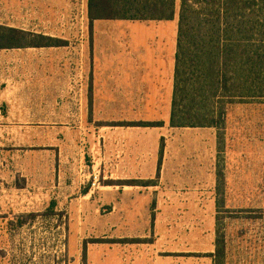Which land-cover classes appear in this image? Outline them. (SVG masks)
Returning <instances> with one entry per match:
<instances>
[{
    "label": "crops",
    "instance_id": "0c3cea01",
    "mask_svg": "<svg viewBox=\"0 0 264 264\" xmlns=\"http://www.w3.org/2000/svg\"><path fill=\"white\" fill-rule=\"evenodd\" d=\"M78 3L0 0L1 26L66 41L0 48L1 117L17 110L51 132L60 119H76L93 161L87 174H73L61 157L50 175L10 188L0 201V264H215L225 197L212 156H198L222 153L228 125H243L264 99L228 103L221 129L172 127L177 13L91 22L87 0L82 10ZM133 121L161 124L119 125ZM203 172L216 176L215 189L206 180L193 186Z\"/></svg>",
    "mask_w": 264,
    "mask_h": 264
},
{
    "label": "trees",
    "instance_id": "16d2710c",
    "mask_svg": "<svg viewBox=\"0 0 264 264\" xmlns=\"http://www.w3.org/2000/svg\"><path fill=\"white\" fill-rule=\"evenodd\" d=\"M93 20L166 21L176 0H87ZM66 41L0 25V48L63 46ZM264 99V0H179L172 127H224L226 106ZM161 122H121L158 126ZM221 133L220 146L221 148ZM218 181L223 176L217 171ZM21 184L18 187H23ZM217 229L215 264H224Z\"/></svg>",
    "mask_w": 264,
    "mask_h": 264
},
{
    "label": "rangeland",
    "instance_id": "374dc122",
    "mask_svg": "<svg viewBox=\"0 0 264 264\" xmlns=\"http://www.w3.org/2000/svg\"><path fill=\"white\" fill-rule=\"evenodd\" d=\"M178 9L179 0H176V13ZM169 28L174 29L170 25ZM76 77V72L70 74L72 86ZM250 109L245 111L249 119L243 125L233 124L232 129L228 125L222 153L213 155L208 148L198 156L202 158L200 163L212 156L215 173L217 168L223 175L217 190L223 191L225 203L219 208L217 228L224 236L227 264H264V105ZM3 113L0 109V201L3 199V203L7 202L10 188L25 187L26 178L33 180L36 174L50 175L56 171L58 158H68L69 172L73 174H87L91 170L93 161L85 148L88 134L76 127V119H60L57 130L51 132L50 128L38 127L34 117H27L32 123H25L28 119L19 116L17 110L4 118ZM55 144L58 146L54 147ZM196 155L190 154L195 171L200 169L192 161L198 158ZM201 174L203 178L194 181L193 186L200 187L206 180L205 187L215 189L216 176L210 181L208 174ZM193 175L197 180L200 178L197 172ZM21 184L24 186L18 187ZM32 185L28 188L34 189Z\"/></svg>",
    "mask_w": 264,
    "mask_h": 264
},
{
    "label": "built area",
    "instance_id": "2783aa9c",
    "mask_svg": "<svg viewBox=\"0 0 264 264\" xmlns=\"http://www.w3.org/2000/svg\"><path fill=\"white\" fill-rule=\"evenodd\" d=\"M79 3H78V5H79V9L80 10H82L83 9V7H84V0H77Z\"/></svg>",
    "mask_w": 264,
    "mask_h": 264
}]
</instances>
